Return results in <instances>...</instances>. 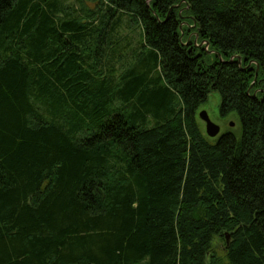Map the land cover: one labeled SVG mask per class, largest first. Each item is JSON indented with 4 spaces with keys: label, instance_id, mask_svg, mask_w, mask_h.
<instances>
[{
    "label": "trees",
    "instance_id": "1",
    "mask_svg": "<svg viewBox=\"0 0 264 264\" xmlns=\"http://www.w3.org/2000/svg\"><path fill=\"white\" fill-rule=\"evenodd\" d=\"M0 264H264V0H0Z\"/></svg>",
    "mask_w": 264,
    "mask_h": 264
},
{
    "label": "rangeland",
    "instance_id": "2",
    "mask_svg": "<svg viewBox=\"0 0 264 264\" xmlns=\"http://www.w3.org/2000/svg\"><path fill=\"white\" fill-rule=\"evenodd\" d=\"M88 6L92 7L93 5L88 4ZM134 45H135V43H134ZM121 50L122 49H117V52H120V54H123V51H121ZM219 105H220V97H219L218 93L212 92L209 95L205 104H203L201 107H199V109L197 110V113H196V119H197L200 131L202 132V134H204L206 136V134H205V123L203 121H201L198 117V113L200 111L204 110L207 113L211 122H213L214 124L219 126V128H220L219 136L225 132H231V133L236 134L238 136L240 134V124H239L238 117L235 114H230L227 117H221L219 115ZM217 137L212 138V139L208 138V139L213 141Z\"/></svg>",
    "mask_w": 264,
    "mask_h": 264
},
{
    "label": "water",
    "instance_id": "3",
    "mask_svg": "<svg viewBox=\"0 0 264 264\" xmlns=\"http://www.w3.org/2000/svg\"><path fill=\"white\" fill-rule=\"evenodd\" d=\"M196 40H197V35H196V38L194 40V45H196L197 47H201L203 43L196 44ZM207 46H208V43H206V47ZM237 59L239 61V58H237ZM251 97L254 98L255 97V93ZM198 117H199V119L201 121H203L205 123V134H206V136L208 138L212 139V138H215V137L219 136V133H220L219 126H217L216 124L211 122V120L209 119L207 113L204 110H202V111H200L198 113ZM226 240H228V236L227 235H226Z\"/></svg>",
    "mask_w": 264,
    "mask_h": 264
}]
</instances>
